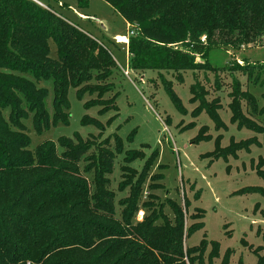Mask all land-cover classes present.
Wrapping results in <instances>:
<instances>
[{"label":"trees","instance_id":"16d2710c","mask_svg":"<svg viewBox=\"0 0 264 264\" xmlns=\"http://www.w3.org/2000/svg\"><path fill=\"white\" fill-rule=\"evenodd\" d=\"M102 1L136 31L127 44L133 71L191 69L198 46H264V0ZM76 5L85 10L89 0ZM202 35L204 42L198 41ZM51 42L56 60L50 58ZM107 43L117 46L50 5L0 0V264H202L201 248L183 254L179 204H170L173 223L152 213V204L144 207L148 215L136 220L142 177L126 183L131 193L121 205L128 207L117 219L108 176L122 152L119 139L114 149L106 141L95 147L69 137L31 149L24 122L32 118L39 135L51 126H67L70 88L79 101L97 95L83 103L85 109L93 102L106 106L110 87L104 83L116 63ZM43 82L53 85L52 116ZM113 104L109 108L118 113ZM121 170L126 175L125 167Z\"/></svg>","mask_w":264,"mask_h":264},{"label":"rangeland","instance_id":"374dc122","mask_svg":"<svg viewBox=\"0 0 264 264\" xmlns=\"http://www.w3.org/2000/svg\"><path fill=\"white\" fill-rule=\"evenodd\" d=\"M42 1L99 40L129 35L122 17L102 0H89L85 10L77 9L76 0ZM107 44L116 63L104 83L110 87L103 98L106 106L93 102L85 109L83 103L96 101L97 95L79 101L70 88L67 126H51L39 135L32 118L24 122L31 131V149L46 141L59 145L64 137L95 147L106 141L114 149L119 139L122 152L108 176L117 219L128 207L121 205L131 193L126 183L141 180L136 220L142 221L148 215L145 205L152 204V213L173 223L170 204L180 205L185 256L187 250L201 248L202 264H264V46H198L191 55L195 67L160 72L129 69L125 45ZM49 47L56 60L55 45ZM40 86L49 92L46 108L52 116L53 85ZM112 101L118 113L109 108Z\"/></svg>","mask_w":264,"mask_h":264},{"label":"crops","instance_id":"0c3cea01","mask_svg":"<svg viewBox=\"0 0 264 264\" xmlns=\"http://www.w3.org/2000/svg\"><path fill=\"white\" fill-rule=\"evenodd\" d=\"M45 5H51L50 3H45V2H43ZM63 5H65V4H63ZM62 5V6H63ZM52 6V5H51ZM109 6V5H108ZM79 14V18L81 19V20H88V18H87V16L86 15H83V14H81V13H78ZM89 20H91V19H89ZM122 21H123V23L126 25V27H127V29L128 30H130L131 28H130V25L122 18ZM103 37H106L107 38V36H105V35H102V38ZM119 37H126L125 35H118V34H115L112 38H110V39H112V40H115V41H117V39H119ZM121 43H119V42H117V46H119ZM122 45H125V50H126V53H127V44H122ZM127 55H128V53H127ZM128 58H129V55H128Z\"/></svg>","mask_w":264,"mask_h":264},{"label":"built area","instance_id":"2783aa9c","mask_svg":"<svg viewBox=\"0 0 264 264\" xmlns=\"http://www.w3.org/2000/svg\"><path fill=\"white\" fill-rule=\"evenodd\" d=\"M31 1L34 2L35 4L39 5V6L43 7V8H46V5L43 3L42 0H31ZM130 28H131V26H130ZM135 33H136V31L133 28H131L129 30V35L126 37H123L124 39H126V41L121 42L119 39H117V42H119L121 44H128L129 37L135 35ZM204 41H205V37H203L201 39V42H204ZM125 74L128 75V73H126V72H125Z\"/></svg>","mask_w":264,"mask_h":264},{"label":"bare ground","instance_id":"6f19581e","mask_svg":"<svg viewBox=\"0 0 264 264\" xmlns=\"http://www.w3.org/2000/svg\"><path fill=\"white\" fill-rule=\"evenodd\" d=\"M119 40H120L121 42L126 41V39H124L123 37H119Z\"/></svg>","mask_w":264,"mask_h":264}]
</instances>
